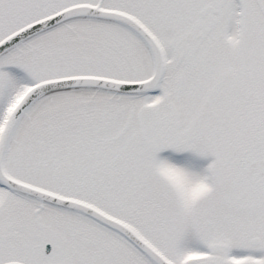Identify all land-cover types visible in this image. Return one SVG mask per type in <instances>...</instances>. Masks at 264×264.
I'll list each match as a JSON object with an SVG mask.
<instances>
[{
	"label": "snow or ice",
	"instance_id": "obj_1",
	"mask_svg": "<svg viewBox=\"0 0 264 264\" xmlns=\"http://www.w3.org/2000/svg\"><path fill=\"white\" fill-rule=\"evenodd\" d=\"M0 264H264V0H0Z\"/></svg>",
	"mask_w": 264,
	"mask_h": 264
}]
</instances>
